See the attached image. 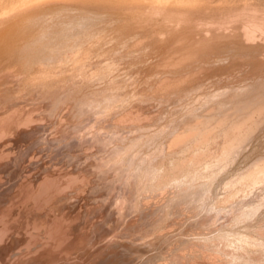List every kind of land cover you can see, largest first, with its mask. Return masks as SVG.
Here are the masks:
<instances>
[{
    "label": "rangeland",
    "instance_id": "rangeland-1",
    "mask_svg": "<svg viewBox=\"0 0 264 264\" xmlns=\"http://www.w3.org/2000/svg\"><path fill=\"white\" fill-rule=\"evenodd\" d=\"M55 1H57L58 4L55 3ZM58 1L61 2L63 0H53L54 3L51 4L50 1L47 2L41 0L36 4L39 5V3H44V5H39L41 8L40 10H37L39 6H34L36 8L38 7L36 11H43L45 8L49 9L51 7L58 8L59 11L55 10V13H59L58 16L63 14L62 16L60 15L62 18L67 15L64 20H69L70 22L75 20V22H72L73 24L77 23L76 20L80 17V15L81 17L88 18L92 15L90 17H94L92 19H94L93 23L95 24V31L91 35L93 36L92 39L90 38L91 36L87 37L84 44H82L83 46L64 54L66 62L64 58H62L61 62L59 61L60 64H55L61 69L57 66L53 68L55 65H52V67L48 66L47 68H45L47 65H39L42 69H47L45 73L43 72L44 70L38 67V65L33 67L31 71H19V68L17 69L16 67L18 64L13 62V52L7 50L0 52V65L4 63V65L0 66V108L6 105L0 109V116L2 114L0 117V123L2 121L6 123V126H4L3 129L6 136L4 135V131H2V129V136H0V158H3L2 161H4L5 164L2 161H0L2 162L0 164L2 167L4 165H8L5 166V168L3 167V172H5L4 174L6 176L3 181L6 180L8 183L3 182L0 178V183L2 185L5 184L2 186V189L0 184V200L4 201V195L7 200V196L9 197L12 193L10 190L13 191L12 194L15 193L16 195L15 189H18V182L23 183L25 180L31 178L35 182L43 180L45 183H49L52 179V177H50V172L51 170L54 171L55 168V171L57 172H60L61 170V178L60 173L57 177L60 182H63V184H65V180L69 179L78 180L80 183H83V181H86L87 179V183L85 182L84 184H80L78 182L77 184L79 186L75 189V191L77 190L76 192H78V190L80 191L79 187L83 185L86 186L81 187V190L82 188L84 190L80 193V199L77 200V204L75 203L76 206L74 207V209L76 208L77 210L82 209L80 211L76 210L80 215L78 216L77 213H75L77 215L73 213L69 221L70 227L79 233V236L76 239L77 241H75L78 242L79 240L80 242V239L82 238L81 241L84 242L77 243L78 246L79 244L80 246H77L76 251L73 253L69 252V254L72 253V255L76 256L73 257L70 255V261L66 260L68 259L66 258L68 255H66V252L63 251L64 247L61 249H55V252H58L57 258H62L60 253L61 251L63 253L62 256L66 255L65 257L63 256L64 258L61 264L63 262L65 264H86L90 260V263L87 264H149L152 260L153 264H240V262L241 264H264V0H245L244 3L242 0H202V3L201 0H198L200 3H198L197 0H67V2L64 0L63 2H65V5L67 4L66 6L63 5V2L62 4H59ZM68 1H71L70 5L74 4V6H68ZM73 1H75L76 4H81L82 2V6L80 4V6H76ZM83 1H89V4L84 3ZM194 1L197 2L193 3ZM214 2L215 4H213ZM46 3L48 4L46 5ZM83 4L85 8L83 7ZM67 6L71 11L68 10L69 8ZM42 7H44V9ZM72 7L75 8H73L74 11L72 10ZM76 9L77 11H75ZM31 10L33 12L35 9L31 8ZM87 10H90V12ZM23 11L25 13L24 15H26L27 11V14H29V10L24 9ZM78 11L80 13H78ZM71 12L72 14L78 13V17L76 15L69 18L72 15ZM38 25H36V27H38L36 30L37 33L42 30L40 29L41 26L39 25V27ZM99 27H101V30ZM98 30L100 31L98 32ZM17 42L12 43V45H16H11L9 49L11 50L14 47H18L17 44L21 41H19V43ZM4 51L9 55H5L6 53L4 54ZM78 51L80 54H78ZM75 54L77 55L76 57ZM2 56H4L5 59L4 57L2 58ZM7 56L9 58H7ZM73 58H77V60H73ZM62 63L64 64L63 66L61 65ZM13 65H15V67ZM8 66L13 71H11L10 68L9 71L5 70L6 67L8 69ZM11 66H13V68ZM37 69L39 71L41 69L42 71L39 72ZM34 70H37L35 71L37 74L33 73ZM10 71L12 72L11 74H14V71H16V74L20 73L15 77L14 75H11L12 77L10 75L6 76V72L8 73ZM41 73L45 77L40 76L39 74ZM2 74L6 77H3ZM1 76L4 79H7L10 76L8 78L9 81L2 80L3 78ZM35 78H37L38 81L37 79L35 81ZM47 80H51L49 82L50 84H47V87L49 88L43 86L48 82ZM36 83L37 85H35ZM10 84L13 87H11ZM34 85L35 88L32 87ZM7 86L9 89L6 88ZM42 86L46 89L43 90ZM22 90L25 92H22ZM19 91L21 92L19 93ZM10 93H12L13 96ZM21 93L25 94V96H22L23 94ZM29 93L32 94L30 95ZM19 95L21 97L19 99L16 98ZM28 97L30 98L28 99ZM19 100L22 106L20 104L17 105ZM34 106L37 110L42 107L39 110L40 113H34V111L38 112L37 110H34L36 109ZM13 107H15L14 110L12 109ZM28 111L30 114H33H28ZM26 112L27 114H25ZM12 114H14V116H11ZM41 114L45 116L42 117ZM29 115L30 117L34 116V118L28 117ZM46 116L49 120L53 119L52 122L50 121L51 123L48 122V124L43 122L44 124H41L43 118V121H47L45 120ZM210 116L213 117V119ZM223 117L227 119L225 122H222L220 128L217 130L211 129L212 126L209 125L210 133H213L214 131L216 132H214V135L211 133L212 139L208 142L206 145V147H208H205L204 150L206 152L204 157L212 159L211 161L215 164L214 168H219V166L216 167V165L221 164L218 169L217 176H215L213 180L206 179L208 181L206 186L210 187L209 193L197 195L193 197L192 200L186 201V203L184 201L180 203L179 201L182 199L180 198L179 200V197H176L180 189L178 188V191L176 190L175 192V189L177 188L172 187L173 189L169 188V190H166V192H169L168 195L165 192L168 197L166 195L163 196L162 194L163 198L158 197V199L153 198L151 202L148 201V191H146V194L145 191H143V188L147 190V183L151 176L149 174L151 173L150 168L153 169L152 167L159 165L162 157H168V151L170 152L168 141H170L174 136L180 134L183 129L187 128L189 121H192V123H189L192 126L194 124L199 125V123H201V128H206L209 126H203L202 124L206 122L207 118V120H213L212 123L215 125ZM3 118L6 119L4 120ZM11 118L14 119L12 120ZM28 118H30V121ZM59 118L61 119L60 121L63 120L61 123L60 121L58 122ZM62 118L67 119L64 121ZM69 118L71 119L70 123V120L68 121ZM26 119L28 122L25 121V125L27 122L28 124L31 123L33 127L31 125L28 126L27 124L26 126L28 131L25 132L23 130L26 126L22 125V123ZM36 119L42 120L41 122H37ZM32 120H36L35 122H37V125L33 124L34 121L32 122ZM236 122L239 123L235 125ZM50 124L52 125L50 126ZM57 126H59L57 129L58 133L64 130V133L62 132L60 134L61 136L59 134L55 135L57 132L54 133V128L56 129ZM5 127L7 131L5 130ZM16 127L18 128L16 129ZM22 127L24 128L21 131ZM29 127H31V129ZM7 128H11V130L9 131ZM197 128L200 129V126H197ZM19 129L21 133L19 132ZM49 129H52V131ZM202 129L199 131L200 136H198V132L197 135H194L192 139L194 142H202L204 132L205 134L206 132L210 134L207 128V131H205V129L202 131ZM238 129L243 130V133L240 135L241 138L239 137L241 140L239 139L237 144L233 146V149L226 154L229 145L228 143H231V141L232 143L236 142L234 135L236 133L235 131H238ZM17 130L19 133H17ZM72 131L73 133H71ZM9 132H11V137L8 135ZM48 132H50V134L53 132V135H47ZM70 133L72 135H70ZM173 134L175 135L173 136ZM15 135H18L19 137H16ZM55 136H58L59 138H56ZM17 138L20 142H17ZM67 140L68 147L66 144L64 145ZM96 141L97 143L95 144ZM100 143L101 147L99 146ZM63 145L66 147L63 148ZM85 145L88 147L86 148ZM92 146H94V148ZM9 147H11L10 150H8ZM84 147L85 150L88 148L91 149L85 151ZM82 150H84V152ZM9 151L11 153L8 154ZM154 151L156 154L153 153ZM3 152H7V154H5L11 156V158L3 155ZM41 152L42 154L39 155ZM149 153L152 155L154 154V156ZM117 154L118 156H116ZM43 155L46 158V161L44 162L43 160H45V158L43 157L42 159L41 157ZM221 155H223L222 158H218V160L216 157H221ZM13 156H17L15 158L16 160ZM47 156L49 159H47ZM144 156L146 157L145 159ZM4 157L9 160H6ZM68 157H70V159H68ZM38 158L40 159L39 161L36 160ZM80 158L81 160H79ZM98 158L100 159L98 160ZM118 159L120 160L118 161ZM68 160L71 162H68ZM34 161L36 163H34ZM63 161H65L64 164ZM85 161L86 163H84ZM92 161L95 162L96 167L93 166L94 162ZM73 162L76 164H73ZM100 162L102 163L101 165ZM54 163L63 166H58V169L56 167L57 165L54 167ZM114 163L116 165H113ZM71 164L75 166L73 167ZM90 164H92L93 167H91ZM13 165L15 167H13ZM50 165H53L54 168L52 169ZM64 165L68 167H65ZM79 165L81 168L85 165L83 169L88 171L87 173H91V176H89L85 170H83L82 174L83 176L86 174L84 177L79 174L82 170L79 173H76V170L79 171V169H81ZM137 165L139 166L141 172L139 171ZM70 166L73 169H71ZM133 166L137 169V171H135ZM2 167H0L1 170ZM37 167L40 168L37 170ZM26 169L28 171H26ZM47 169H49L50 172L48 171L47 173H44L43 170ZM69 169L73 171L75 170V174H71L74 172ZM96 169H98V172ZM21 171H24L28 175L30 174V177L27 176V174L24 175ZM9 172L12 174L10 175ZM100 172L102 173L98 174ZM107 173L110 174V176L112 175V178H110ZM114 173L116 174V177ZM135 173L138 174L135 175ZM138 175L140 176V181L138 180ZM47 176L50 177V180ZM66 176L68 177L66 178ZM76 176H81V178L83 177V180L81 178L78 179ZM57 177L56 179H52L54 180V185H58L57 182L59 181ZM88 177L93 178H91L92 180L90 179V181L88 180ZM107 177L109 178L108 180H106ZM201 179L203 180H199V182H202H198L200 188L203 185L202 183H205L206 181L204 178ZM111 181L112 183H110ZM53 182L51 181V183ZM210 182L212 183L209 185ZM93 183H96V185ZM108 183H110V185H108ZM12 185H15V187H12ZM39 185L40 184L38 183V186ZM4 188H7L6 190H10L6 191ZM239 188H241V190ZM7 192L8 195L5 194ZM86 192L89 196L85 195ZM172 192H175L174 194L176 196ZM229 193H231V196ZM144 194H146L147 198ZM170 194H173L171 198L169 197L171 196ZM204 196L207 197V200ZM165 198H168V200L171 199L173 203L169 201L168 203H165L166 205H164L163 200H166ZM155 199L158 200V202ZM159 199H163L162 204ZM66 200L70 201L72 199L66 198ZM98 200H100L99 203ZM25 201H31L32 203V200L30 199H26ZM92 201L94 203L96 201L98 204H92ZM199 201H201V203ZM26 202H24V204L23 202H15V204L17 203V208H14L15 204L12 203L14 204L12 205L14 210L10 207V213L12 211L13 213H16V215H19L17 213H20V215L23 216L22 218L26 219L23 220L20 215L17 217L16 215L14 216V224H11L12 227H19L18 224L20 219L18 218H21L22 220L20 222H23L20 225L23 230L20 229L21 227L15 229L16 234H13L15 237H22L24 234L23 232H25V230L27 231V229H30V231L33 230L34 228H32V224L34 222L36 223V220L41 219L42 214L46 211L44 209L42 212H39L36 206L33 207L29 204L30 202ZM50 202H52V200L46 201V203ZM101 202L103 204H100ZM159 202L164 210L161 209ZM178 202L179 205L177 204ZM25 203L29 204L28 206L37 209H33V211H35L34 214L32 208L30 209V207L22 209V205H26ZM91 204L94 207L97 206V210L94 209V207L91 208ZM41 205H44L45 208L46 206L48 208L50 206V204L47 205L45 202L41 203ZM41 205L38 207L41 208L39 210H42ZM87 205H89L88 208ZM102 205H105V210L101 209L103 208ZM181 206L184 207L183 211H180ZM188 206H190V208H188ZM202 206L205 208L203 207L202 209ZM169 207H171L172 210ZM249 207L250 209L252 208L250 211ZM19 208L20 211H18ZM48 208L46 209L48 210ZM90 208L95 210L94 213L97 211L95 215L92 213H89L88 215L86 214L88 211L93 212ZM244 209H247L245 211H248L249 213L245 212ZM25 210H29L28 212L32 211V213L28 215V212H25ZM106 210H109V214ZM254 210L256 211L253 212ZM22 211L23 213L21 214ZM103 211L106 212L103 213ZM138 213L140 215H138ZM38 215L40 218H38ZM92 215L93 217L95 216V218L91 217ZM25 216H27L28 219ZM35 216L38 217L36 218ZM85 216H87V218ZM106 216H109V219L106 218ZM6 217L3 219L6 220ZM34 217L36 218L35 221ZM97 217L100 219L101 227L99 225V220L96 219ZM30 219L31 221H29ZM32 219L33 223L31 224ZM141 219L144 222L140 221ZM240 219L242 222L240 221L239 223H235ZM131 220L137 224L131 222ZM26 221L29 222V227H27L28 224ZM38 221L40 222V220ZM76 221L77 223L79 221L80 225L77 224ZM84 221H87L89 224L90 222L94 224L98 222L96 227L99 226L100 229H102L98 230L99 227L92 228L93 226L91 225L93 224H90V229L89 224L84 223ZM24 222H26L27 225ZM39 222H37V225ZM101 222H105V224H101ZM70 223H72V226ZM30 224L32 225L31 227ZM24 226L26 227L25 229ZM102 226H106V231L104 230L105 227L103 228ZM66 227L69 228V226L65 223V228ZM77 227H80L79 231ZM222 228L236 229L243 234L240 235L239 238L244 239L246 237L245 239H249L250 241L245 242V245L243 241L239 242V240H236L237 242L235 241L236 244L234 242L231 244L227 242L225 246L223 243L226 242H219V244L216 245V243L213 242L214 240L212 241V239H214L213 236L217 234V230ZM134 229L140 231L137 232ZM80 230H82L81 235ZM95 230H97V232ZM107 230L109 234L106 233ZM31 232L35 233L36 229ZM88 232L91 233L89 234ZM103 232L104 238L101 236V233ZM33 233H31L32 241L35 239L33 242H37L36 239H40V237H38L39 232H36V234ZM83 234H86V237H83ZM59 235H62V231ZM87 235L92 239L87 237ZM99 236L101 237L99 238ZM250 237L255 238L251 239ZM257 240L260 241L253 244L254 241ZM89 241H91L90 245ZM93 242L94 244H92ZM195 243H198L199 245L197 244V246ZM81 244H86V246L84 245V247ZM241 244L243 246H241ZM63 245L65 246V244ZM240 246L245 248H243V250H237ZM2 247L0 246V263L5 264L7 261L5 259H10L11 264H16V262H19L20 260L22 264H27V262H25L26 260L22 261L24 256L21 257L25 253L28 254V250H26L24 245V248L20 246L21 249H19V246L16 247L19 252H17L15 248H13L15 250L14 251L12 248L6 250L4 246ZM34 248L35 247H33L32 250ZM228 248L232 249H230L229 254V250H227ZM248 248L251 250L248 251ZM78 249L79 251H77ZM20 250L24 252H21ZM105 250H107V252H104ZM215 250L216 254L214 253ZM246 250L247 252H245ZM217 251L219 252L217 253ZM232 251L237 253L235 254ZM140 252L142 254H140ZM208 253H213V256L209 257V255H206ZM27 254H25L26 258ZM90 255L95 259H93ZM9 256H11V258H8ZM15 256H18V258L16 257V260L20 259V257L22 259L16 261ZM236 256H238L237 259H235ZM12 257L14 258L12 259ZM30 260L32 259H29V262ZM65 260L68 263L65 262ZM110 261L113 262L111 263Z\"/></svg>",
    "mask_w": 264,
    "mask_h": 264
},
{
    "label": "bare ground",
    "instance_id": "bare-ground-1",
    "mask_svg": "<svg viewBox=\"0 0 264 264\" xmlns=\"http://www.w3.org/2000/svg\"><path fill=\"white\" fill-rule=\"evenodd\" d=\"M39 1H41V0H0V52H2L3 50H7V51H11V52H13L12 53V57H13V62H16L18 65L16 66L17 67V69L19 68V71L21 70V71H31L32 69H33V67H36V65H38V67L39 68H41L39 65H47L45 68H47L48 66H51L52 67V65H55V64H57V63H59L60 64V62H61V60H62V58H64V60H65V57H64V54L65 53H68L69 51L71 52V51H74V50H76V49H78V48H80L81 46H83L82 44H84V42H85V40L87 39V37H90L92 34H93V32L95 31L94 29H95V24L93 23V20L94 19H92V18H94V17H90V16H92V15H90L89 16V18L88 17H81V15H80V17L79 18H77V20H76V22L77 23H72L73 21L75 22V20H72L71 22L69 21V20H67V21H65L64 20V18L65 17H67V15L64 17V18H62V17H60V15L58 16V14L59 13H55L56 11L55 10H58L59 11V9L58 8H49V9H44V7H42L44 10L42 11H36V9L38 8H36L34 5H36ZM44 1H47V2H49L50 1V4L51 3H54L53 2V0H44ZM52 1V2H51ZM64 1V0H63ZM63 1H58L59 2V4H62V2ZM164 1V0H163ZM198 1V0H197ZM196 1V2H197ZM210 1V0H209ZM224 1H227V0H224ZM237 1V0H236ZM243 1V3H244V1L245 0H242ZM242 1H240V2H242ZM65 2H67V0L65 1ZM65 2H63L64 4V6H66L65 5ZM71 2V1H70ZM70 2L68 1V6H74V4L73 5H70ZM75 1H73V3H74ZM79 2V1H78ZM84 2V1H83ZM89 1H85L84 3H88ZM195 1L193 2V3H196ZM220 2V1H219ZM223 2V1H222ZM248 2V1H247ZM55 3H57V1H55ZM91 3V2H90ZM176 3V2H175ZM198 3H200L199 1H198ZM201 3H202V0H201ZM207 3V2H206ZM235 3V2H234ZM44 5V3H39V5L41 6V5ZM48 3H46V5H47ZM58 4V3H57ZM72 4V3H71ZM75 4H76V2H75ZM80 3H78V4H76V6L77 5H79ZM81 4H82V2H81ZM80 4V5H81ZM89 4V3H88ZM158 4V3H157ZM213 4H215V2L213 3ZM226 4V3H225ZM39 5H36V6H39ZM45 5V6H46ZM53 5V4H52ZM79 5V6H80ZM164 5V4H163ZM162 5V6H163ZM185 5H187V4H185ZM200 5V4H199ZM202 5V4H201ZM207 5H208V3H207ZM247 5V4H246ZM40 6H39V8L37 9V10H40L41 8H40ZM59 6V5H58ZM67 6V7H68ZM75 6V7H76ZM82 6V5H81ZM215 6V5H214ZM221 6H222V4H221ZM25 7V8H24ZM56 7V6H55ZM61 7V6H60ZM67 7H64V8H67ZM83 7H84V4H83ZM161 7V6H160ZM220 7V6H219ZM225 7V6H224ZM31 8L32 9H35L33 12H32V10H31ZM63 8V9H64ZM69 8V7H68ZM74 7H72V10L74 11V9H73ZM82 8V7H81ZM85 8V7H84ZM89 8H90V6H89ZM132 8V7H131ZM236 8V7H235ZM243 8V7H242ZM29 10V14H27V12H26V15H24L25 13H24V11L23 10ZM61 9V8H60ZM83 9V8H82ZM22 10V11H21ZM68 10H70V8L68 9ZM155 10V9H154ZM232 10V9H231ZM32 13H31V12ZM66 11V10H65ZM71 11V10H70ZM72 11V12H73ZM75 11H77V9L75 10ZM83 11V10H82ZM85 11V10H84ZM88 12H90V10H87ZM221 11V10H220ZM223 11V10H222ZM62 12V11H61ZM67 12V11H66ZM72 12H71V14H72ZM97 12V11H96ZM64 13V12H63ZM78 13H80L79 11H78ZM77 13V14H78ZM82 13V12H81ZM86 13V12H85ZM92 13V12H91ZM22 14H23V16H22ZM56 14V15H55ZM66 14V13H65ZM76 13H74V14H72L69 18H71L72 16H76L77 15ZM82 14H84V13H82ZM88 14V13H87ZM96 14V13H95ZM55 15V16H54ZM63 15V14H62ZM61 15V16H62ZM97 15V14H96ZM57 16V17H56ZM101 16V15H100ZM77 17H78V15H77ZM97 17V16H96ZM75 19V18H74ZM97 19V18H96ZM102 19V18H101ZM40 23V24H39ZM40 25L41 26V28L40 29H42L40 32H38L37 33V28L38 27H36V25ZM38 25V26H39ZM39 26V27H40ZM43 26H45V27H43ZM100 28V30H101V27H99ZM97 29V28H96ZM100 30H98V32L100 31ZM97 31V30H96ZM92 37L93 36H91L90 38L92 39ZM88 40H90V39H88ZM88 40H87V42H88ZM18 41V42H17ZM19 41H21L20 43H19ZM15 42H17V43H19V44H17V46L18 47H14L13 49H9L10 47H11V45H12V43H15ZM86 42V43H87ZM85 43V44H86ZM14 45H16V44H13L12 46H14ZM86 45H88V44H86ZM8 47V48H7ZM80 50V49H79ZM4 51V54L6 53ZM83 51V50H82ZM3 54V55H4ZM11 54V53H10ZM78 54H80L79 53V51H78ZM5 55H9V54H5ZM68 55V54H67ZM77 55L75 54V57H76ZM83 56V55H82ZM4 56H2V58H3ZM11 57V58H12ZM1 58V57H0ZM7 58H9L8 56H7ZM68 58H69V56H68ZM78 58V57H77ZM77 58L76 59H74L73 58V60H77ZM4 59H5V57H4ZM2 60V59H1ZM63 60V61H64ZM10 61V60H9ZM11 61H12V59H11ZM10 61V62H11ZM60 61V62H59ZM62 61V62H63ZM4 62H5V60H4ZM65 62H66V60H65ZM3 63V62H2ZM8 63V62H7ZM12 63V62H11ZM15 63V64H16ZM58 64V65H59ZM1 65H4V63L3 64H1ZM0 65V66H1ZM10 65V64H9ZM62 66L64 65L63 63L61 64ZM66 65V64H65ZM6 66V65H5ZM14 67H15V65H13ZM13 66H11L12 68H13ZM19 66V67H18ZM57 65H55V66H53V68L54 67H56ZM50 67V68H51ZM58 67V66H57ZM5 68V67H4ZM10 67L8 66V69H7V67H6V69L5 70H7V71H9L10 69H9ZM44 68V67H43ZM42 69V70H44L43 72L45 73V71H47V69ZM59 68V67H58ZM14 69H16V68H14ZM40 69V71H42ZM57 69V68H56ZM59 69H61V68H59ZM1 70V69H0ZM38 70V69H37ZM37 70H34V72L33 73H35V74H37L35 71H37ZM52 70H54V69H52ZM63 70V69H62ZM3 71V70H2ZM11 71H13L12 69H11ZM8 72V73H10V74H8L7 72H6V76L7 75H14V77L17 75V74H19V73H15L16 71H14V74H11L12 72ZM39 71V70H38ZM39 71V72H40ZM50 71V70H49ZM18 72V71H17ZM51 72V71H50ZM55 72V71H54ZM4 73V72H3ZM31 73V72H30ZM47 73H49V72H47ZM59 73V72H58ZM22 74V73H21ZM20 74V75H21ZM28 74V73H27ZM52 74V73H51ZM51 74H49V75H51ZM19 75V76H20ZM31 75V74H30ZM40 76H42V77H45L44 75H42V73L41 74H39ZM38 75V76H39ZM54 75V74H53ZM2 76H3V74H2ZM1 76V77H2ZM5 76V75H4ZM3 76V77H4ZM5 76V77H6ZM9 76V77H10ZM11 76V77H12ZM18 76V75H17ZM25 76V75H24ZM29 76V75H28ZM33 76H34V74H33ZM39 76V77H40ZM48 76V75H47ZM2 77V78H3ZM8 77V78H9ZM22 77V76H21ZM8 78L6 79H2V80H6V81H9L8 80ZM27 78V77H26ZM25 78V79H26ZM48 78H50V77H48ZM18 79V78H17ZM19 79H21V78H19ZM24 79V80H25ZM36 79L37 78H35V81H36ZM1 80V81H2ZM23 80V81H24ZM30 80V79H29ZM49 80V79H48ZM47 80V81H48ZM22 81V80H21ZM26 81V80H25ZM28 81V80H27ZM37 81H38V79H37ZM51 81V80H50ZM50 81H48L45 85H43V86H45L46 88H49V87H47V84L50 82ZM4 82V81H3ZM11 82V81H10ZM19 82V81H18ZM15 83V82H14ZM25 83H27V82H25ZM43 83H44V79H43ZM12 84V83H11ZM11 84H10V86H11ZM17 84V83H16ZM19 84V83H18ZM30 84V83H29ZM34 84V83H33ZM32 84V85H33ZM50 84V83H49ZM48 84V85H49ZM13 85V84H12ZM35 85H37V83L35 84ZM35 85L34 86H32V87H34L35 88ZM39 85V84H38ZM9 86V85H8ZM8 86L6 87V88H8ZM14 86V85H13ZM13 86H11V87H13ZM16 86V85H15ZM21 86H23V85H21ZM20 86V87H21ZM42 86V87H43ZM51 86V85H50ZM18 87V86H17ZM45 87H43V90L44 89H46ZM23 88V87H22ZM21 88V89H22ZM31 88V87H30ZM4 89H5V87H4ZM9 89V88H8ZM19 90H20V88H19ZM36 90V89H35ZM5 91V90H4ZM7 91V90H6ZM32 91V90H31ZM46 91V90H45ZM1 92H3V91H1ZM21 91H19V93H20ZM22 92H25L24 90H22ZM9 93V92H8ZM7 93V94H8ZM11 95H12V93H10ZM21 94H23V93H21ZM30 95L32 94V93H29ZM1 95V94H0ZM4 95V94H3ZM13 96V95H12ZM17 96V95H16ZM22 96H25V94H23ZM36 96V95H35ZM21 96L19 95L18 97H16V98H20ZM15 98V97H14ZM15 98V99H16ZM30 97H28V99H29ZM5 99V98H4ZM41 99V98H40ZM39 99V100H40ZM2 100H3V97H2ZM27 100V99H26ZM46 100V99H45ZM26 102V101H25ZM25 102H23V103H25ZM8 103V102H7ZM15 103H16V101H15ZM22 103V102H21ZM31 103H32V100H31ZM18 104H20V100H19V102H17V105ZM41 104V103H40ZM83 104H84V102H83ZM10 105V104H9ZM21 106H22V104H20ZM24 105V104H23ZM39 105V104H38ZM44 105V104H43ZM57 105V104H56ZM6 106V105H5ZM5 106H2L1 108H3V107H5ZM20 106V107H21ZM40 106V105H39ZM55 106V105H54ZM8 107V106H7ZM17 107V106H16ZM26 107V106H25ZM24 107V108H25ZM35 107V106H34ZM0 108V109H1ZM14 108L15 107H13L12 109L14 110ZM36 108V107H35ZM42 107H40L38 110H37V108L36 109H34V110H37L38 112H35L34 111V113L36 114V113H40L39 112V110L41 109ZM18 109H19V107H18ZM28 109V108H27ZM44 109V108H43ZM70 109V108H69ZM82 109V108H81ZM11 110V109H10ZM13 110H12V112H13ZM32 110V109H31ZM46 110V109H45ZM49 110H50V108H49ZM1 111V110H0ZM3 111V110H2ZM18 111V110H17ZM27 111V110H26ZM33 111V110H32ZM11 112V113H12ZM29 112V111H28ZM63 112V111H62ZM77 112V111H76ZM133 112V111H132ZM8 113H9V111H8ZM17 113V112H16ZM16 113H14V114H16ZM19 113H20V111H19ZM18 113V114H19ZM58 113V112H57ZM14 114H12L11 116H14ZM25 114H27V112L25 113ZM28 114H30V112L28 113ZM33 114V113H32ZM32 114H30V115H32ZM54 114V113H53ZM7 115V114H6ZM30 115L28 116V117H30ZM42 115V114H41ZM61 115V114H60ZM1 116H2V114H1ZM0 116V117H1ZM9 116H10V114H9ZM22 116H23V114H22ZM39 116V115H38ZM43 116H45V115H42V117ZM127 116V115H126ZM26 117V116H25ZM40 117V116H39ZM68 117V116H67ZM129 117V116H128ZM211 117V116H210ZM21 118H23V117H21ZM30 118H34V116L32 117H30ZM30 118H28V120L30 119ZM46 119L45 120H47V121H43L44 120V118H43V120H42V122H41V120L40 119H36L37 120V122L39 121V122H41V124L43 123V122H46L47 124H48V122H52V120H49V118L46 116L45 117ZM48 118V119H47ZM212 119H213V117H211ZM4 119V118H3ZM6 119V118H5ZM4 119V120H5ZM12 120L14 119V118H11ZM10 119V120H11ZM18 119V118H17ZM25 119V118H24ZM62 119H64V118H62ZM67 119V118H66ZM66 119H64V121L66 120ZM206 119V118H205ZM208 119V118H207ZM206 119V122L204 123V124H202L203 126H212L211 127V129H214V130H217L218 128H220V126H221V124H222V122H225L226 121V119L227 118H225V117H223V118H221V120L217 123V124H213L212 123V121L213 120H207ZM0 120H1V118H0ZM11 120V121H12ZM28 120L26 119V120H24L23 121V123H22V125H24V126H26L28 123ZM36 120H32V122L34 121H36ZM61 119L59 118V120H58V122L60 121ZM70 120V121H69ZM217 120V119H216ZM9 121V120H8ZM17 121V120H16ZM19 121H20V119H19ZM25 121H27L26 122V125H25ZM30 121V120H29ZM63 121V120H62ZM62 121H60V123L62 122ZM68 121H69V123L71 122V119L69 118L68 119ZM123 121V120H122ZM237 121V120H236ZM7 122V121H6ZM33 122V124H35V125H37L36 123L37 122H35L34 123ZM50 122V123H51ZM54 122V121H53ZM126 122V121H125ZM20 123V122H19ZM30 123V122H29ZM45 123V124H46ZM123 123V122H122ZM189 123H192V121H189ZM188 123V127L187 128H185V129H183V131H181V133H180V131H179V133L180 134H178V135H176V136H174L175 134H173V138L170 140V141H168L169 143V145H168V147H169V150H170V152L168 151V157L166 156V158H163L162 157V159H164V160H162L161 159V163L159 162V165H157V166H154V167H152L153 169H151L150 168V170H151V173H149L150 175V178H149V181H148V186H147V190L146 189H144L143 188V191H145V193H146V191H148L146 194H147V196L149 197V200L148 201H152V199L153 198H157L158 199V197H162L163 198V196L164 195H168V191L166 192V190H169V188H172V187H174V188H177V189H175V192H176V190L178 191V188L180 189L177 193H178V195L176 196L173 192V194L176 196V197H179V200H180V198L182 199L181 201H179L180 203L181 202H185L186 203V201H188V200H192L193 199V197H195V196H197V195H200V194H206V193H209V191H210V187L209 186H206V183L208 184V181L206 180V179H209V180H213L214 179V177L215 176H217V174H218V169L220 168V166H221V164L220 165H216V167H218L219 166V168H214V166H215V164L213 163V161H211L212 159H209V158H205L204 157V154L206 153L204 150H205V147H206V145L208 144V142L212 139V135H211V133H210V126L209 127H206L207 129H208V132L210 133V134H208L207 132H206V134H208V135H206L205 134V132L203 133L204 135H206V136H204L203 135V140H202V142H194L192 139H193V137H194V135L196 134L197 135V132H198V136H200L199 135V131H200V129H202L201 128V123H199V125H191V124H189ZM237 123H239V122H236V124L235 125H237ZM241 123V122H240ZM15 124V123H14ZM39 124V123H38ZM44 124V123H43ZM56 124V123H55ZM64 124V123H63ZM77 124V123H76ZM196 124H198V123H196ZM213 124V125H212ZM8 125V124H7ZM11 125V124H10ZM21 125V124H20ZM21 125V126H22ZM29 125H31V123L30 124H28V126ZM35 125H34V127H35ZM52 124H50V126H51ZM58 125V124H57ZM62 125V124H61ZM61 125H59V126H61ZM72 125V124H71ZM4 126H6V123H4V121H2L1 123H0V131H1V129H2V131H4L3 129H4ZM13 126V125H12ZM32 127H33V125H31ZM59 126H57L56 127V129L54 128V133L55 132H57V129H58V127ZM73 126H74V124H73ZM76 126V125H75ZM197 126H200V129H198L197 128ZM69 127V126H68ZM185 127V126H184ZM231 127V126H230ZM18 127H16V129H17ZM23 128L24 127H22V129H21V131L23 130ZM26 128H27V126H26ZM24 129L23 131H28V128L27 129ZM30 129H31V127H29ZM52 128V127H51ZM206 128H203L202 129V131H204V129H205V131H207L206 130ZM229 128V127H228ZM7 129H9V128H7ZM20 129H19V132H20ZM29 129V130H30ZM61 129V128H60ZM59 129V130H60ZM64 129V128H63ZM68 129V128H67ZM66 129V130H67ZM5 130H6V127H5ZM11 130V128L9 129V131ZM49 130H51L52 131V129H49ZM56 130V131H55ZM65 130V131H66ZM69 130H70V128H69ZM119 130V129H118ZM2 131H1V133H0V136H2L1 134H2ZM7 131V130H6ZM13 131H14V127H13ZM12 131V132H13ZM64 131V130H63ZM62 131V132H63ZM122 131V130H121ZM18 132V130H17V133H19ZM60 132V131H59ZM62 132H60V133H56L55 135H57V134H61ZM214 132H216V131H214ZM214 132L212 133L213 135H214ZM236 133H235V135H234V139L236 140V142L235 143H232V141H231V143H228L229 145H228V148H227V151H226V154H228L230 151H231V149H233V146L235 145V144H237V142H238V140L241 138L240 137V135H241V133H243V130H241V129H238V131H235ZM4 133V135H5V131L3 132ZM14 133V132H13ZM16 133V132H15ZM21 133V132H20ZM64 133V132H63ZM66 133V132H65ZM71 133H73V131L71 132ZM70 133V135H72ZM7 134V133H6ZM11 134V132H9V134L8 135H10ZM23 134V133H22ZM3 135V136H4ZM14 135V134H13ZM13 135H12V137H13ZM47 135H53V132H52V134H50V132H48V134ZM75 135V134H74ZM201 135H202V133H201ZM6 136V135H5ZM16 136V135H15ZM18 136V135H17ZM16 136V137H17ZM61 136V135H60ZM63 136V135H62ZM100 136V135H99ZM10 137H11V135H10ZM19 137V136H18ZM22 137V136H21ZM47 137V136H46ZM49 137V136H48ZM52 137H54V136H52ZM56 138H59L58 136H55ZM72 137V136H71ZM90 137V136H89ZM232 137V136H231ZM240 137V138H239ZM243 137V136H242ZM7 138V137H6ZM14 138V137H13ZM49 138H51V137H49ZM48 138V139H49ZM64 138H66V137H64ZM63 138V139H64ZM131 138V137H130ZM47 139V140H48ZM51 139H53V138H51ZM67 139H68V137H67ZM71 139V138H70ZM103 139V138H102ZM101 139V140H102ZM141 139V138H140ZM2 140V139H1ZM9 140V139H8ZM7 140V141H8ZM11 140H14V139H11ZM17 142H20L19 141V139L17 138ZM22 140V139H21ZM50 140V139H49ZM54 140V139H53ZM98 140V139H97ZM241 140V139H240ZM3 141V140H2ZM10 141V140H9ZM51 141V140H50ZM57 141H59V140H57ZM56 141V142H57ZM72 141V140H71ZM138 141V140H137ZM4 142H5V140H4ZM55 142V141H54ZM65 142V141H64ZM73 142H74V140H73ZM79 142V141H78ZM82 142V141H81ZM101 142V141H100ZM103 142V141H102ZM193 142H194V144H193ZM16 143V142H15ZM68 143V140L66 141V143H64V145L66 144V146L68 145L67 144ZM76 143V142H75ZM97 143V141L95 142V144ZM5 144H7V143H5ZM12 144V143H11ZM70 144V143H69ZM103 144V143H102ZM8 145L10 146V144L8 143ZM15 145V144H14ZM63 145V146H64ZM82 145H83V143H82ZM87 145V144H86ZM85 145V147L87 148L88 146H86ZM101 145V143L99 144V146ZM123 145V144H122ZM143 145V144H142ZM23 146V145H22ZM66 146H64L63 148H65ZM97 146V145H96ZM95 146V147H96ZM99 146H98V148H99ZM106 146V145H105ZM12 147V146H11ZM11 147H9V149L8 150H10L11 149ZM68 147V146H67ZM83 147V146H82ZM85 147H84V150H85ZM90 147H91V145H90ZM93 148H94V146H92ZM101 147V146H100ZM103 147V146H102ZM122 147V146H121ZM167 147V148H168ZM208 147V146H207ZM206 147V148H207ZM227 147V146H226ZM20 148V147H19ZM22 148V147H21ZM80 148V147H79ZM117 148V147H116ZM15 149V148H14ZM18 149V148H17ZM89 149H91V148H88V149H86V150H89ZM96 149H97V147H96ZM2 150V149H1ZM45 150V149H44ZM71 150H72V145H71ZM76 150H77V148H76ZM84 150H82L83 152H84ZM85 150V151H86ZM99 150H100V148H99ZM123 150V149H122ZM128 151H130L129 149H127ZM132 150V149H131ZM5 151V150H4ZM13 151V150H12ZM15 151H16V149H15ZM20 151V150H19ZM19 151H18V153H19ZM26 151H27V149H26ZM43 151V150H42ZM46 151V150H45ZM124 151H125V149H124ZM171 151H173V152H171ZM24 152H25V150H24ZM114 152V151H113ZM117 152V151H116ZM142 152H144V151H142ZM142 152H140V153H142ZM151 152V151H150ZM4 153V152H3ZM6 154H7V152H5ZM3 154V155H5L6 157L8 156V155H6V154ZM9 153H11L10 151L8 152V154ZM15 153H17V152H15ZM63 153H64V151H63ZM67 153V152H66ZM76 153H77V151H76ZM122 153V152H121ZM126 153V152H125ZM129 153H131V152H129ZM153 153H155L156 154V152L154 151ZM218 153H220V152H218ZM1 154H2V152H1ZM42 154V152L39 154V155H41ZM74 154V153H73ZM79 154V153H78ZM89 154V153H88ZM131 154H133V153H131ZM135 154V153H134ZM150 154V153H149ZM222 154V153H221ZM12 155H16V154H12ZM46 155V154H45ZM111 155V154H110ZM129 155V154H128ZM139 155V154H138ZM150 155H152V154H150ZM158 155V154H157ZM202 155H203V158H202ZM19 156V155H18ZM20 156H21V154H20ZM38 156V155H37ZM71 156V155H70ZM116 156H118V154L116 155ZM135 156V155H134ZM145 156H146V154H145ZM144 156V159L146 158ZM148 156V155H147ZM152 156H154V154L152 155ZM222 156L223 155H221V157H216L217 159L218 158H222ZM6 157H4L6 160L10 157L11 158V156H8V158H6ZM14 157V156H13ZM17 157V156H16ZM16 157H14V159L16 158ZM22 157V156H21ZM24 157H25V153H24ZM38 157H40V156H38ZM42 157V159H43V157H44V155L43 156H41ZM73 157V156H72ZM71 157V158H72ZM76 157V156H75ZM83 157H84V155H83ZM122 157V156H121ZM121 157H120V159H121ZM131 157V156H130ZM129 157V158H130ZM155 157H156V155H155ZM155 157H153V158H155ZM215 157V156H214ZM33 158V157H32ZM36 158V157H35ZM45 158V157H44ZM82 158V157H81ZM81 158L79 159V160H81ZM92 158V157H91ZM117 158V157H116ZM119 158V157H118ZM215 158V159H216ZM2 159L3 158H0V161H2ZM13 159V158H12ZM13 159V160H14ZM47 159H49L48 158V156H47ZM68 159H70V157H68ZM73 159V158H72ZM94 159V158H93ZM92 159V160H93ZM100 158H98V160H99ZM120 159H118V161L120 160ZM125 159V158H124ZM128 159V158H127ZM217 159H216V161H217ZM9 160V159H8ZM16 160V159H15ZM37 161H39L40 159L38 158V159H36ZM52 160V159H51ZM63 160V159H62ZM87 160V159H86ZM89 160H91V159H89ZM123 160V159H122ZM122 160H121V162H122ZM126 160V159H125ZM124 160V161H125ZM131 160V159H130ZM132 160H133V158H132ZM219 160V159H218ZM18 161H19V157H18ZM31 161V160H30ZM44 161H46V158H45V160H43V162ZM50 161V160H49ZM70 160H68V162H69ZM76 161V160H75ZM82 161H83V159H82ZM81 161V162H82ZM97 161V160H96ZM107 161V160H106ZM117 161V162H118ZM2 162H4V161H2ZM2 162H0V163H2ZM13 162V161H12ZM15 162V161H14ZM64 162L65 161H63V164H64ZM71 162V161H70ZM92 162H94V161H92ZM103 162V161H102ZM110 162V161H109ZM112 162V161H111ZM137 162H138V160H137ZM140 162H141V160H140ZM34 163H36L35 161H34ZM40 163V162H39ZM84 163H86V161L84 162ZM88 163H89V161H88ZM91 163V162H90ZM120 163V162H119ZM135 163V162H134ZM4 164H5V162H4ZM10 164V163H9ZM30 164H32V163H30ZM41 164V163H40ZM49 164H51V163H49ZM70 164V163H69ZM73 164H76V163H74L73 162ZM73 164H71V166H75V165H73ZM102 163L100 162V165H101ZM109 164V163H108ZM125 164V163H124ZM136 164V163H135ZM205 164H206V166H205ZM55 165H57L56 167L58 168V166L59 167H61V166H63V165H58V164H55L54 163V167H55ZM78 165V164H77ZM91 165V167H93V166H95V162H94V164H93V166H92V164H90ZM90 165H89V168H90ZM96 165H98V164H96ZM113 165H116L115 163L113 164ZM121 165H122V163H121ZM120 165V166H121ZM141 165V164H140ZM208 165V166H207ZM5 166H8V165H4L3 167L5 168ZM41 166V165H40ZM45 166V165H44ZM51 166V165H50ZM65 167H68V166H66V165H64ZM70 166V167H71ZM80 166V165H79ZM85 166V165H84ZM84 166H82V168H81V166H80V168L81 169H79V171L78 170H76L77 172L76 173H79L81 170H82V172H80L79 174L80 175H82L83 174V170H85V169H83L84 168ZM105 166V165H104ZM103 166V167H104ZM110 166V165H109ZM124 166H126V165H124ZM138 166V165H137ZM142 166V165H141ZM0 167H2V165L0 164ZM2 167V170H1V168H0V178L2 179V181L4 180V178L6 177L5 176V172H3V168ZM13 167H15L14 165H13ZM34 167V166H33ZM53 167V165L51 166V168L53 169L54 168ZM64 167V168H65ZM69 167V168H70ZM96 167V166H95ZM97 167H100V166H97ZM102 167V168H103ZM134 167V166H133ZM143 167V166H142ZM151 167V166H150ZM7 168V167H6ZM9 168H11V167H9ZM26 168V167H25ZM32 168V167H31ZM30 168V169H31ZM40 167H37V170L39 169ZM47 168V167H46ZM64 168H62V169H64ZM78 168V167H77ZM89 168H87V169H89ZM112 168V167H111ZM115 168V167H114ZM122 168V167H121ZM137 168V167H136ZM22 169V168H21ZM20 169V170H21ZM29 169V168H28ZM59 169V168H58ZM71 169H73L72 167H71ZM71 169H69L70 171H72V172H74L73 170H71ZM117 169H118V167H117ZM116 169V170H117ZM134 169H135V167H134ZM134 169H133V171H134ZM138 169H139V166H138ZM142 169V168H141ZM12 170V169H11ZM11 170H9V171H11ZM24 170V169H23ZM55 170H56V168H55ZM53 171V170H51V172L49 171V169H47V170H43V172L44 173H47L48 171L52 174H50V177H52V179H56V177L57 176H59L58 174L60 173V178H61V176H62V174H61V170H60V172H57V171ZM92 170V169H91ZM102 170V169H101ZM120 170V169H119ZM118 170V171H119ZM143 170V169H142ZM8 171V170H7ZM26 171H28L27 169H26ZM31 171H32V169H31ZM86 171V170H85ZM96 171L98 172V169H96ZM135 171H137V169H135ZM139 171H140V169H139ZM138 171V172H139ZM22 173H24V175H26L27 173H25L24 171H21ZM35 172H36V169H35ZM88 171H86V173H87ZM89 172H91V171H89ZM93 172H94V170H93ZM97 172H96V174H97ZM120 172V171H119ZM141 172V171H140ZM148 172H149V170H148ZM10 173V172H9ZM29 173H34V172H29ZM67 173H68V171H67ZM102 172H100V173H98V174H101ZM110 173H111V171H110ZM121 173V172H120ZM127 173V172H126ZM143 173V172H142ZM260 173V172H259ZM12 173H10V175H11ZM49 174V173H48ZM71 174H75V172L74 173H71ZM89 176H91V173L89 174V173H87ZM94 174H95V172H94ZM103 174H105V173H103ZM115 174V173H114ZM118 174V173H117ZM138 173H135V175H137ZM140 174V173H139ZM250 174V173H249ZM23 175V174H22ZM23 175V176H24ZM30 175V174H29ZM28 174H27V176H29ZM46 175V174H45ZM44 175V176H45ZM67 175V174H66ZM76 175H78V174H76ZM86 174H84V176H85ZM107 175H109L110 176V174H108L107 173ZM147 175V174H146ZM248 175V174H247ZM251 175V174H250ZM36 176V175H35ZM43 176V177H44ZM83 176V175H82ZM83 176V177H84ZM108 176V177H109ZM120 176H121V174H120ZM139 176V175H138ZM148 176V175H147ZM30 177V176H29ZM48 177V176H47ZM50 177H48L49 178V180H50ZM63 177L65 178V176L63 175ZM62 177V178H63ZM68 176H66V178H67ZM76 177H78V176H76ZM83 177L81 178V176L80 177H78V179L79 178H81L82 180H83ZM94 177H95V175H94ZM96 177H98V176H96ZM100 177V176H99ZM101 177H102V175H101ZM106 178V180H108L109 178ZM115 177H116V174H115ZM132 177V176H131ZM256 177H257V175H256ZM58 178V177H57ZM85 178H87V177H85ZM89 178V177H88ZM91 178H93V177H91ZM91 178H89L88 180H90ZM110 178H112V175L110 176ZM146 178V177H145ZM201 178H204V180H206L205 181V183H202L203 185L201 186V188H200V186H199V184H198V182H199V180H203V179H201ZM249 178V177H248ZM10 179V178H9ZM31 179V178H30ZM30 179H28V180H25L23 183H21V182H18L19 184H17L18 185V189H15L16 190V195H15V193L14 194H12L13 193V191L12 190H10L11 192V194L9 195V197L7 196V200H6V198H5V195H4V201H2V200H0V246L2 247V246H4L5 248H6V250L8 249H10V248H15L16 249V247H18L19 246V249H21L20 248V246L22 247V248H26V250H28V254L27 253H25V254H27L26 256H27V258L25 257V254L24 255H20L21 257H23L24 256V258L22 259L21 257H20V259H22V261H25V262H27V264H61V262L63 261V258L66 256V255H68L66 258H68V259H66L67 261L69 260L70 261V255H72V253L74 252V251H76V248H77V246H78V244L77 243H80V242H84V241H81V239H80V242H79V240H78V242H76L77 240V238H78V236H79V233L76 231V230H74L72 227H70V225H69V221H70V217L72 216V214L74 213H77L78 214V212L77 211H80V210H82V209H80V210H77L76 208L74 209V207L76 206V204H77V200H79L80 198V196L79 195H81L80 193L81 192H83V188H82V190H81V187H86L85 185H83V186H81V187H79L80 188V191L78 190V192H76L75 191V189H76V187L78 188V180L76 181L75 179L73 180H65L66 182H64L65 184H63V182H60L59 181V178H58V181L60 182V184H59V182H57L58 183V185L57 184H55L54 185V180H52L51 179V181L53 182V183H51V181L49 182V183H45L43 180L41 181H33L32 179L30 180ZM39 179H40V177H39ZM47 179V178H46ZM81 179H80V181H81ZM100 179V178H99ZM244 179H246V178H244ZM252 179V178H251ZM257 179V178H256ZM48 180V179H47ZM46 180V181H47ZM60 180H62V179H60ZM92 180V179H91ZM90 180V181H91ZM95 180V179H94ZM138 180L140 181V176L138 177ZM1 181V182H2ZM86 181H87V179H86ZM85 180L83 181V183L81 182H79L80 184H84L85 182H86ZM3 182H5V183H8V182H6V180L5 181H3ZM2 182V183H3ZM89 182V181H88ZM98 182V181H97ZM103 182V181H102ZM202 182V181H201ZM201 182H199V183H201ZM235 182H237V181H235ZM248 182V181H247ZM16 183V182H15ZM14 183V184H15ZM38 183L40 184L39 186H38ZM56 183V182H55ZM87 183V182H86ZM110 183H112V181L110 182ZM110 183H108V185H110ZM212 182H210L209 183V185L211 184ZM1 184V183H0ZM94 184V183H93ZM246 184V183H245ZM3 185H5V184H3ZM2 184H1V189H2V186H3ZM9 185L11 186V184L9 183ZM16 185V184H15ZM15 185H12V187H15ZM16 185V186H17ZM94 185H96V183L94 184ZM101 185H102V183H101ZM146 185V184H145ZM144 185V186H145ZM111 186H112V184H111ZM111 186H109V187H111ZM8 188H10V187H8ZM95 188H96V186H95ZM99 188V187H98ZM105 188V187H104ZM116 188V187H115ZM146 188V187H145ZM232 188V187H231ZM5 189V188H4ZM7 189V188H6ZM5 189V190H6ZM173 189V188H172ZM237 189V188H236ZM236 189H234V190H236ZM240 190H241V188H239ZM243 189V188H242ZM4 190V191H5ZM9 190H6V191H9ZM98 190V189H97ZM2 191V190H1ZM86 191V190H85ZM99 191V190H98ZM130 191V190H129ZM170 191H172V190H170ZM236 191H238V190H236ZM101 192V191H100ZM137 192V191H136ZM135 192V193H136ZM165 192H166V194H165ZM230 192H231V190H230ZM232 192H233V190H232ZM2 193H3V191H2ZM91 193V192H90ZM103 193V192H102ZM101 193V194H102ZM176 193V194H177ZM6 195H8V192L7 193H5ZM83 194V193H82ZM106 194V193H105ZM146 194H144L145 196H146ZM160 194V195H159ZM162 194H163V196H162ZM173 194H170L171 196H169L170 198L172 197V195ZM231 193H229V195H230ZM232 194H234V193H232ZM1 195V194H0ZM85 195H88L87 194V192L85 193ZM99 195V194H98ZM159 195V196H158ZM166 195V196H167ZM89 196V195H88ZM105 196V195H104ZM111 196H112V194H111ZM147 196H146V198H147ZM157 196V197H156ZM165 196V197H166ZM174 196V197H175ZM231 196V195H230ZM229 196V197H230ZM1 197V196H0ZM81 197H83V196H81ZM91 197V196H90ZM89 197V198H90ZM101 197V196H100ZM168 197V196H167ZM205 197V196H204ZM203 197V198H204ZM228 197V196H227ZM66 198H71L72 200H70V201H67L66 200ZM93 198V197H92ZM104 198V197H103ZM112 198V197H111ZM197 198V197H196ZM202 198V197H201ZM200 198V200L202 201V199ZM32 200V203H31V201H28V202H30L29 204H31L33 207H37V209H38V211L39 212H42L44 209L46 210L43 214H42V216H41V219H38V220H40V222L38 221V220H36V218L39 216H35L34 218V221L36 220L37 222H39L38 223V225H37V222L35 223H33V219H32V222H31V224L33 225H31L30 224V227L32 226V228H34V229H36V232L39 234H37L38 235V237H40V239L38 240V239H36L37 240V242H33L35 239H33V241H32V235H31V233H33V232H31V231H33V230H31L30 231V229H27V231L25 230V232H23L24 234H23V236L22 237H15V236H13V234L15 233L16 234V232H15V229H17V228H19V227H21L20 229L21 230H23L22 229V226H20L23 222H20L22 219L23 220H26V219H24V218H22L23 216L22 215H20V213H17V214H19L20 215V217L22 218H18V219H20V221H19V227L18 226H16L17 228H14V226L12 227L11 226V224H14L13 223V220H14V216L16 215V213H13V211L10 213V207H12V209L14 210V208H17V203H22L23 202V204H24V202H26L25 200ZM99 199V198H98ZM166 199V198H165ZM175 199V198H174ZM205 199L207 200V197H205ZM204 199V200H205ZM225 199V198H224ZM52 200V202H50V203H46V201H51ZM69 200V199H68ZM109 200H110V198H109ZM147 200V199H146ZM156 200V199H155ZM155 200H153V201H155ZM159 200H161V199H159ZM163 200V199H162ZM162 200H161V204H162ZM226 200V199H225ZM2 201V202H1ZM76 201V202H75ZM97 201V200H96ZM95 201V203L92 201V204L94 203V204H96L97 202ZM99 201L100 200H98V203H99ZM111 201V200H110ZM157 202H158V200H156ZM164 202H163V204L164 205H166L165 203H168L169 201H171V199L170 200H168V198L166 199V200H163ZM201 201H199L200 203H201ZM15 202H17L16 204H15ZM28 202H26V203H28ZM43 202H45V204H50V206H49V208L46 206V208H48V210L44 207V205L42 206L41 205V203H43ZM83 202H84V200H83ZM103 202V201H102ZM100 203V204H103V203ZM146 202V201H145ZM172 202V201H171ZM179 202L177 203L178 205H179ZM197 202V201H196ZM12 203H14L15 204V206H14V208H13V206L12 205H14V204H12ZM25 203V204H26ZM76 203V204H75ZM81 203V202H80ZM86 203V202H85ZM90 203V202H89ZM89 203H87V204H89ZM97 203V204H98ZM149 203V202H148ZM173 203V202H172ZM192 203V202H191ZM205 203V202H204ZM29 204H26V205H22V209H27L28 207H30V209L32 208V211H33V209H36V208H33V207H31V206H28ZM84 204V203H83ZM92 204H91V208L92 207H94V206H92ZM142 204H143V202H142ZM146 204V203H145ZM153 204V203H152ZM155 204V203H154ZM11 205V206H10ZM39 205H41L42 206V210H39V209H41V208H38L39 207ZM108 205V204H107ZM106 205V207L108 208V206ZM149 205V204H148ZM159 205H160V202H159ZM206 205H208V204H206ZM21 206V205H20ZM86 206V205H85ZM88 206L89 205H87V208H88ZM103 206V208H101L102 210L104 209L105 210V208H104V206L105 205H102ZM158 206V205H157ZM170 206H172V205H170ZM175 206V205H174ZM200 206H201V204H200ZM209 206V205H208ZM257 206V205H256ZM19 207V206H18ZM44 207V208H43ZM82 207H83V205H82ZM97 206H95L94 207V209H96L97 210V208H96ZM149 207V206H148ZM156 207V206H155ZM160 207H161V205H160ZM166 207V206H165ZM164 207V208H165ZM173 207V206H172ZM203 207L204 206H202V209H203ZM258 207H259V205H258ZM21 208V207H20ZM20 208H19V210L18 211H20ZM86 208V207H85ZM84 208V209H85ZM87 208H86V210H87ZM90 208V209H91ZM106 208V209H107ZM170 209H171V207H169ZM183 208L184 207H182L181 206V209H180V211H183ZM188 208H190V206H188ZM187 208V209H188ZM205 208V207H204ZM207 208V207H206ZM29 209V210H30ZM36 209V210H37ZM83 209V210H84ZM92 210L91 209V211H93V212H90V211H88L86 214L88 215L89 213L91 214H94L95 215V213L97 212H95L94 213V211L95 210ZM109 209V208H108ZM146 209V208H145ZM144 209V210H145ZM150 209V208H149ZM148 209V210H149ZM155 209V208H154ZM157 209H158V207H157ZM160 209V208H159ZM161 209H163L162 207H161ZM166 209V208H165ZM252 209V208H251ZM250 209V207H249V211L251 210ZM28 210V211H29ZM77 210V211H76ZM142 210V209H141ZM152 210V209H151ZM164 210V209H163ZM172 210V209H171ZM205 210V209H204ZM207 210V209H206ZM245 210H247V209H244V211ZM24 211V210H23ZM23 211L21 212V214L23 213ZM27 210H25V212H28ZM32 211L31 212H28L27 214L28 215H30V213H32ZM101 211V210H100ZM106 211H108V214H109V210H106ZM106 211H103V213L104 212H106ZM140 211V210H139ZM160 211V210H159ZM162 211V210H161ZM243 211V210H242ZM243 211V212H244ZM256 210H254L253 212H255ZM25 212H24V214H25ZM99 212V211H98ZM142 212V211H141ZM150 212V211H149ZM155 212V211H154ZM179 212V211H178ZM199 212V211H198ZM245 212H248V211H245ZM35 213V211H33V214ZM37 213V212H36ZM101 213V212H100ZM102 213V214H103ZM148 213V212H147ZM153 213V212H152ZM152 213H151V215H152ZM167 213V212H166ZM165 213V214H166ZM169 213V212H168ZM197 213V212H196ZM238 213H240V212H238ZM249 213V212H248ZM250 213H252V212H250ZM77 214H75V215H77ZM106 214V213H105ZM104 214V215H105ZM107 214V215H108ZM113 214V213H112ZM111 214V215H112ZM244 214V213H243ZM19 215H16V217L17 216H19ZM80 214H78V216H79ZM84 215H85V213H84ZM97 215H98V213H97ZM104 215H103V220H104ZM138 215H140L139 213H138ZM142 215V214H141ZM150 215V214H149ZM164 215V214H163ZM169 215V214H168ZM167 215V216H168ZM251 215H253V214H251ZM7 216V217H6ZM99 216V215H98ZM113 216V215H112ZM145 216V215H144ZM166 216V215H165ZM241 216H242V214H241ZM248 216V215H247ZM4 217H6L7 219L6 220H4L3 218ZM25 217H27V216H25ZM82 217V216H81ZM84 217V216H83ZM86 218H87V216H85ZM90 217V216H89ZM91 217H93V215L91 216ZM100 217V216H99ZM99 217H97L96 219L97 220H99V225H100V219H99ZM109 217V216H108ZM107 216H106V218H108ZM111 217V216H110ZM151 217V216H150ZM239 217H240V215H239ZM243 217V216H242ZM32 218H33V215H32ZM38 218H40V216L38 217ZM93 218H95V216L93 217ZM138 218V217H137ZM141 218H143V217H141ZM165 218V217H164ZM237 218H238V216H237ZM27 219H28V217H27ZM109 219V218H108ZM107 219V220H108ZM235 219H236V217H235ZM3 220V221H2ZM15 220H17V219H15ZM90 220H92V219H90ZM93 220H95V219H93ZM107 220H105V221H107ZM112 220V219H111ZM139 220V219H138ZM150 220V219H149ZM154 220V219H153ZM246 220V219H245ZM29 221H31V219L29 220ZM89 221V220H88ZM102 221V220H101ZM108 221H110V220H108ZM137 221V220H136ZM140 221H142V219L140 220ZM242 222V220L240 219V220H238V221H234L235 223H239V222ZM27 222V224L29 223L28 221H26ZM26 222H24L25 224H26ZM72 222V221H71ZM83 222V221H82ZM81 222V223H82ZM129 222V221H128ZM131 222H134L133 220H131ZM142 222H144V221H142ZM142 222H141V224H142ZM65 223L67 224V226H69V228H65ZM73 223V222H72ZM72 223H70L71 224V226H72ZM76 223H77V221H76ZM80 222L78 221V223L77 224H79ZM84 223H88L87 221L85 222L84 221ZM103 222H101V224H102ZM135 223V222H134ZM140 223V222H139ZM138 223V224H139ZM26 224V225H27ZM37 225V227H36V225ZM74 224V223H73ZM89 224V223H88ZM87 224V225H88ZM90 224H93V225H91V226H93L92 228H94V227H96V225L98 224V222L97 223H92V222H90ZM90 224H89V227H90V229H91V226H90ZM103 224H105V222L103 223ZM128 224V223H127ZM132 224V223H131ZM135 224H137V223H135ZM134 224V225H135ZM234 224V223H233ZM16 225H17V223H16ZM24 225V224H23ZM80 225V224H79ZM129 225V224H128ZM137 226V225H136ZM141 226V225H140ZM235 226V225H234ZM27 227H29V224L27 225ZM63 227V228H62ZM81 227V226H80ZM80 227L78 228L77 227V229H78V231H79V229H80ZM99 226H97L96 228H98ZM100 227H101V225H100ZM100 227H99V229L98 230H101L100 229ZM103 228L105 227V231H106V226H102ZM134 227V226H133ZM26 227L24 226V229H25ZM71 228V229H70ZM75 228H76V226H75ZM83 228V227H82ZM95 228V229H96ZM120 228V227H119ZM127 228V227H126ZM136 228V227H135ZM234 228V227H233ZM64 229H66V230H64ZM73 229V230H72ZM86 229V228H85ZM125 229V228H124ZM37 230H39V231H37ZM63 230H64V232H63ZM84 230V229H83ZM104 230H102V231H104ZM135 230V229H134ZM30 231V232H29ZM61 231H62V235H59V234H61ZM82 230H80V232H81ZM96 232H97V230H95ZM127 231V230H126ZM135 231H137V232H139L138 230H135ZM218 232H217V234L216 235H214L213 237H214V239H212V241L214 242V243H216V245L217 244H219V242H226V243H223L224 245L225 244H227V242H229L230 244L231 243H235V241L236 240H239V242L240 241H243L244 242V245H245V242H248V241H250L248 238V240H246L245 238V240L244 239H242V238H239V236L240 235H243L242 234V232H240V231H238V230H234V229H232V228H222V229H219V230H217ZM220 231V232H219ZM36 232L35 233H33V234H36ZM83 232H86V231H83ZM113 232V231H112ZM89 233V232H88ZM91 233V232H90ZM89 233V234H90ZM99 233H100V231H99ZM106 233H108V230H107V232ZM134 233V232H133ZM82 234V232L80 233V235ZM87 234V233H86ZM85 234V235H86ZM102 234V235H101ZM100 235L103 237V235H104V232L103 233H101ZM109 234V233H108ZM84 234H83V237H86ZM99 235V234H98ZM20 236H21V233H20ZM91 236V235H90ZM101 236H99V238L101 237ZM133 236V235H132ZM250 236V235H249ZM252 236V235H251ZM14 237V238H13ZM87 237H89L88 235H87ZM93 237V236H92ZM205 237V236H204ZM80 238V237H79ZM89 238H91V237H89ZM104 238V237H103ZM103 238H101V239H103ZM251 238V237H250ZM255 238V237H254ZM253 237L251 238V239H254ZM86 239V238H85ZM85 239H83V240H85ZM92 239V238H91ZM90 239V240H91ZM93 239H94V237H93ZM256 239H257V237H256ZM76 240V241H75ZM87 240H89V239H87ZM95 240V239H94ZM205 240V239H204ZM92 241V240H91ZM91 241H89V245L91 244ZM117 241V240H116ZM138 241V240H137ZM210 241V240H209ZM211 241V242H212ZM258 241H260V240H257V241H254V243L253 244H256L255 242H257L258 243ZM262 241V240H261ZM76 242V243H75ZM96 242V241H95ZM119 242V241H118ZM123 242V241H122ZM237 242V241H236ZM87 243V242H86ZM115 243V242H114ZM63 244H65V246L63 245ZM77 244V245H76ZM88 244V243H87ZM92 244H94V242L92 243ZM110 244V243H109ZM137 244V243H136ZM196 244V243H195ZM198 244V243H197ZM196 244V245H197ZM207 244V243H206ZM229 244V245H230ZM236 244V243H235ZM234 244V245H235ZM247 244V243H246ZM262 244V243H261ZM11 245H12V247H11ZM23 245H24V247H23ZM62 247H61V246ZM82 246H86V244H81ZM89 245H87V246H89ZM111 245V244H110ZM133 245V244H132ZM199 245V244H198ZM197 245V246H198ZM203 245V244H202ZM248 245V244H247ZM259 245V244H258ZM79 246H80V244H79ZM78 246V247H79ZM84 246V247H85ZM99 246H100V244H99ZM138 246V245H137ZM226 246V245H225ZM241 246H243L242 244H241ZM240 246V248H237V250H243V248H245V247H241ZM253 246V245H252ZM260 246V245H259ZM33 247H35L33 250H32V248ZM64 247V248H63ZM181 247V246H180ZM249 247H250V242H249ZM3 248V247H2ZM57 248H59V249H61V248H63L64 250L63 251H65L66 252V255L63 257L62 256V251L60 252V250H59V252L61 253V257L62 258H57V253L55 252V249H57ZM81 248V247H80ZM87 248V247H86ZM85 248V249H86ZM95 248V247H94ZM132 248V247H131ZM223 248V247H222ZM221 248V249H222ZM235 248V249H236ZM242 248V249H241ZM253 248H255V247H253ZM84 249V248H83ZM100 249V248H99ZM175 249V248H174ZM199 249V248H198ZM225 249H226V247H225ZM231 249V248H230ZM230 249L228 248L227 250H229L228 251V254H229V252H230ZM234 249V250H235ZM246 249H247V247H246ZM14 250V249H13ZM23 250V249H22ZM25 250V251H26ZM32 250V251H31ZM226 250V251H227ZM232 250V249H231ZM249 250H251V249H249L248 248V251ZM15 251V250H14ZM16 251L17 252H19L18 251V249H16ZM21 251V250H20ZM77 251H79V249L77 250ZM81 251V250H80ZM209 251V250H208ZM225 251V250H224ZM1 252V251H0ZM8 252V251H7ZM10 252V251H9ZM17 252H15V253H17ZM21 252H24V251H21ZM69 252H72L71 254H69ZM104 252H107V250H105ZM110 252V251H109ZM219 251H217V253H218ZM223 252V251H222ZM232 252H234V251H232ZM245 252H247V250L245 251ZM254 252V251H253ZM11 253V252H10ZM59 253V254H60ZM68 253V254H67ZM76 253V252H75ZM82 253V252H81ZM138 253V252H137ZM215 254H216V250H215V252H214ZM235 253V252H234ZM237 253V252H236ZM235 253V254H236ZM239 253V252H238ZM77 254H78V252H77ZM83 254V253H82ZM93 254V253H92ZM115 254V253H114ZM140 254H142L141 252H140ZM241 254V253H240ZM12 255V254H11ZM18 255V254H17ZM80 255V254H79ZM79 255H77V256H79ZM206 255H209V257H211V256H213V253H208V254H206ZM221 255V254H220ZM239 255V254H238ZM260 255V254H259ZM73 257L75 256V255H72ZM91 256V255H90ZM110 256V255H109ZM112 256V255H111ZM214 256H216V255H214ZM218 256V255H217ZM231 256V255H230ZM244 256V255H243ZM16 257L18 258V256H15V260H16ZM60 257V256H59ZM76 257V256H75ZM92 258H93V256H91ZM139 257V256H138ZM206 257V256H205ZM237 257L238 256H236V258L235 259H237ZM8 258H11V256H9ZM14 257H12V259H13ZM26 258V259H25ZM57 258V259H56ZM231 258H232V256H231ZM241 258V257H240ZM5 259V258H4ZM12 259H11V261H12ZM20 259H17L16 261H18V260H20ZM29 259H32V260H30V262H29ZM73 259V258H72ZM84 259V258H83ZM93 259H95V258H93ZM93 259H92V261H93ZM99 259V258H98ZM98 259H97V261H98ZM208 259V258H207ZM1 260V259H0ZM3 260V259H2ZM5 260H7L6 262H5V264L8 262L9 264H11L10 263V259H5ZM28 260V261H27ZM65 260V262H67ZM100 260V259H99ZM89 261V260H88ZM91 261V260H90ZM90 261L89 262H87V263H90ZM107 261V260H106ZM212 261V260H211ZM210 261V262H211ZM73 262V261H72ZM71 262V263H72ZM94 262V261H93ZM95 262H96V260H95ZM111 262V261H110ZM113 262V261H112ZM111 262V263H112ZM214 262V261H213ZM7 263V264H8ZM21 263V260L19 261V262H16V264H20ZM68 263V262H67ZM86 263V264H87ZM108 263H109V261H108ZM0 264H2V263H0ZM22 264V263H21ZM62 264H65L64 262L62 263ZM77 264H80V263H77ZM114 264V263H113ZM119 264V263H118ZM149 264H153V260L149 263ZM239 264V263H238ZM240 264H241V262H240ZM243 264V263H242Z\"/></svg>",
    "mask_w": 264,
    "mask_h": 264
}]
</instances>
